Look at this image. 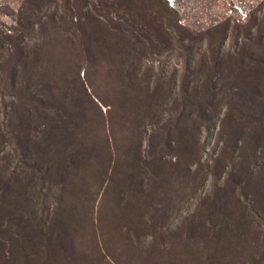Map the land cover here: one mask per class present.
I'll return each mask as SVG.
<instances>
[{
    "label": "rangeland",
    "instance_id": "obj_1",
    "mask_svg": "<svg viewBox=\"0 0 264 264\" xmlns=\"http://www.w3.org/2000/svg\"><path fill=\"white\" fill-rule=\"evenodd\" d=\"M0 32V264H264V0H0Z\"/></svg>",
    "mask_w": 264,
    "mask_h": 264
},
{
    "label": "trees",
    "instance_id": "obj_2",
    "mask_svg": "<svg viewBox=\"0 0 264 264\" xmlns=\"http://www.w3.org/2000/svg\"><path fill=\"white\" fill-rule=\"evenodd\" d=\"M30 4H32V3L30 2ZM25 20H26V22H27L28 24H30L31 21H30V17H29V16L25 17ZM2 38H4V37H3V33L0 32V40H1ZM262 117H264V114L262 115ZM262 117H260V121L264 123V118H262ZM254 135L257 136V137L259 138V131H255ZM1 226H2V225H1ZM1 226H0V227H1Z\"/></svg>",
    "mask_w": 264,
    "mask_h": 264
}]
</instances>
